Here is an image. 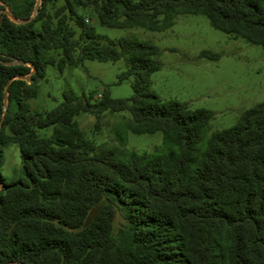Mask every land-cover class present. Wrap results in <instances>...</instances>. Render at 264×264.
<instances>
[{
	"label": "trees",
	"instance_id": "1",
	"mask_svg": "<svg viewBox=\"0 0 264 264\" xmlns=\"http://www.w3.org/2000/svg\"><path fill=\"white\" fill-rule=\"evenodd\" d=\"M37 2L0 0V59L26 62L0 61V165L3 145L19 143L25 178L5 182L0 173V264H264V101L206 138L212 111L153 91L159 47L130 37L104 43L78 10L93 6L104 25L153 31L204 13L264 46V0H40L26 22L3 12L28 19ZM122 58L119 79L135 76L130 98L108 88L96 101L65 93L55 108L28 115V95L49 65ZM125 110L126 129L162 131L169 150L98 145L76 119L92 113L97 128L103 112Z\"/></svg>",
	"mask_w": 264,
	"mask_h": 264
},
{
	"label": "rangeland",
	"instance_id": "2",
	"mask_svg": "<svg viewBox=\"0 0 264 264\" xmlns=\"http://www.w3.org/2000/svg\"><path fill=\"white\" fill-rule=\"evenodd\" d=\"M78 10L94 26L98 39L104 43L130 37L157 45L162 66L151 76L153 91L163 100L177 99L193 109L212 111L206 138L214 131L235 125L246 110L264 101V46L216 28L204 13L179 14L171 27L153 31L141 26L117 28L104 25L93 6ZM203 52L219 56L211 58ZM126 68L125 58L117 61L87 59L83 65L67 66L63 71L49 65L45 77L36 83L37 93L28 95V115L55 108L64 100L65 93L78 98L92 94V101H96L108 88L113 98H130L135 76L119 79ZM76 119L98 145L104 142L117 144L138 154L169 150L162 131L137 134L126 129L131 119L127 110L103 112L97 128L92 113H81ZM51 132L52 128L41 130L42 134ZM203 148L202 145L200 150ZM2 150L0 173L5 182L25 179L20 144L6 143Z\"/></svg>",
	"mask_w": 264,
	"mask_h": 264
},
{
	"label": "water",
	"instance_id": "3",
	"mask_svg": "<svg viewBox=\"0 0 264 264\" xmlns=\"http://www.w3.org/2000/svg\"><path fill=\"white\" fill-rule=\"evenodd\" d=\"M39 2H40V0H38V2H37V5H36V7H35L34 14H33L30 18H28V19H22V20H21V19H17L16 17L13 16V14L11 13V11H10L9 9H5V10H3V12H5L6 14H8V16H10V17H11L14 21H16V22H26V21H29L30 19H32V18L34 17V15L37 13V11H38V6H39ZM0 61L3 62V63L6 64V65L26 64V62H25L24 60L15 59V58H13V59H9V60H2V59H0ZM27 64H29L30 66H32L31 63H27ZM34 70H35V67L32 66V72H33ZM32 72H31V73H32ZM31 73L28 74V75H21V74H20V75L17 76V78L25 79V80H29L30 77H31ZM12 79H14V77L11 78L10 81H11ZM10 81H9V82H10ZM9 82H8V84H9ZM8 84H7L6 89H5V91H6V95H5V103H4L3 118L5 117V115H6V110H7ZM2 122H3V120H0V127L2 126ZM1 186H2V182L0 181V188H1ZM11 263H13V262H8L7 264H11Z\"/></svg>",
	"mask_w": 264,
	"mask_h": 264
}]
</instances>
